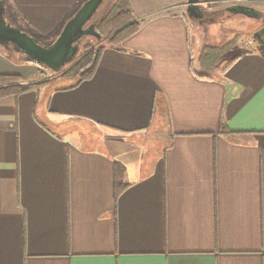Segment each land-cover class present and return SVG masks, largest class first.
<instances>
[{"label":"crops","instance_id":"1","mask_svg":"<svg viewBox=\"0 0 264 264\" xmlns=\"http://www.w3.org/2000/svg\"><path fill=\"white\" fill-rule=\"evenodd\" d=\"M6 1L57 39L87 0ZM129 4L91 80L0 99V264H264V49L200 79L188 0ZM1 49L0 76L47 82Z\"/></svg>","mask_w":264,"mask_h":264},{"label":"trees","instance_id":"2","mask_svg":"<svg viewBox=\"0 0 264 264\" xmlns=\"http://www.w3.org/2000/svg\"><path fill=\"white\" fill-rule=\"evenodd\" d=\"M211 1L201 0L202 3ZM93 23L96 24V31L101 35V40L95 39V44L89 41L83 48L82 56L61 73L65 79L76 80L70 88H75L83 82L91 80L99 66L102 53L107 49L121 50L124 42L138 33L142 27V22L134 15L129 0H115ZM238 44V41L234 40L224 47L205 46L197 57L193 56L192 58L193 74L200 79H212L213 72L221 66L225 56ZM234 61L224 67L223 73ZM49 82L22 86L19 76H0V99L12 95L18 96L43 87ZM227 134L233 133L228 132ZM115 179V198L117 200L124 188L121 183L122 173L120 171L116 172Z\"/></svg>","mask_w":264,"mask_h":264},{"label":"water","instance_id":"3","mask_svg":"<svg viewBox=\"0 0 264 264\" xmlns=\"http://www.w3.org/2000/svg\"><path fill=\"white\" fill-rule=\"evenodd\" d=\"M104 2L105 0H87L65 24L53 44L45 46L39 38L8 22L6 1L0 0V47L5 51L25 55L30 62L45 67L55 74H61L77 61L83 40L90 37L101 40L93 19ZM202 6L201 0H188V18L193 21L202 20L205 15ZM225 11L230 15L254 20L261 19V12L247 5L231 6ZM261 36L264 37V28L254 35V39ZM261 45H264V42Z\"/></svg>","mask_w":264,"mask_h":264},{"label":"rangeland","instance_id":"4","mask_svg":"<svg viewBox=\"0 0 264 264\" xmlns=\"http://www.w3.org/2000/svg\"><path fill=\"white\" fill-rule=\"evenodd\" d=\"M114 1L115 0H105L102 7L95 15L93 22L110 7ZM233 3L234 1L232 0H212L209 3H203L202 8L204 12L212 14L211 20L209 22L200 23L199 21L189 19L191 42L195 52H199L200 49L202 51L205 46L224 47L234 40L238 41L239 44L225 56L220 66L223 68L240 54L250 52L254 49H260L259 45L254 41V35L260 31L261 25L264 24V0L244 3L261 12V19L259 20L228 14L225 10L233 6ZM7 20L12 26L24 30L13 17L8 16ZM39 40L43 45L49 46L53 44L56 39L52 37ZM89 41L92 42V44L96 42L93 37L83 40L78 58L82 56L83 48ZM1 50L4 51L3 48ZM5 52L8 53L7 51L3 53ZM43 69L46 71L47 81H53L54 87L71 86L76 82L74 79H65L61 74H55L47 68L43 67ZM159 144V139H153L149 142L151 149L157 147Z\"/></svg>","mask_w":264,"mask_h":264},{"label":"flooded vegetation","instance_id":"5","mask_svg":"<svg viewBox=\"0 0 264 264\" xmlns=\"http://www.w3.org/2000/svg\"><path fill=\"white\" fill-rule=\"evenodd\" d=\"M211 13H206L204 15V18L202 20H196L199 21L200 23H205V22H209L211 20ZM264 28V24L261 25V28L259 29L260 31ZM259 31V32H260ZM254 41L259 45L260 49H264V45H261V43L264 42V37H257L256 39H254Z\"/></svg>","mask_w":264,"mask_h":264},{"label":"built area","instance_id":"6","mask_svg":"<svg viewBox=\"0 0 264 264\" xmlns=\"http://www.w3.org/2000/svg\"><path fill=\"white\" fill-rule=\"evenodd\" d=\"M234 1L233 6L235 5H245L244 3H249L251 1H256V0H232Z\"/></svg>","mask_w":264,"mask_h":264}]
</instances>
